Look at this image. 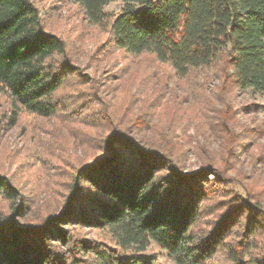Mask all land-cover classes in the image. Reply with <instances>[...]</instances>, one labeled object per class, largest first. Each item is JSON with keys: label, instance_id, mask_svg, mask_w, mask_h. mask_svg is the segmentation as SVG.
<instances>
[{"label": "trees", "instance_id": "1", "mask_svg": "<svg viewBox=\"0 0 264 264\" xmlns=\"http://www.w3.org/2000/svg\"><path fill=\"white\" fill-rule=\"evenodd\" d=\"M74 1L103 29L101 52L151 55L183 84L213 67L223 99L236 90L264 92V0ZM114 1L119 10H105ZM66 52L32 0H0V128L32 127L68 110L73 99L59 91L77 68ZM93 105L58 120L70 135L89 136L74 143L82 154L58 210L32 221L26 198L0 173V264H156L141 254L151 241L175 264H264V188L245 184L240 194L227 177L244 176L235 166L242 144L229 102L215 113L221 157L195 172L184 171L180 144L133 135L147 128L144 116L129 112L126 120ZM256 108L264 114V105ZM69 120L83 126L72 131ZM218 254L223 262L214 261Z\"/></svg>", "mask_w": 264, "mask_h": 264}, {"label": "rangeland", "instance_id": "2", "mask_svg": "<svg viewBox=\"0 0 264 264\" xmlns=\"http://www.w3.org/2000/svg\"><path fill=\"white\" fill-rule=\"evenodd\" d=\"M32 1L40 10L44 28L65 40L66 55L77 70L67 79L71 84L67 83L59 91L73 99L68 110L54 118L38 120L32 127L21 123L25 126L22 130L20 123L0 128V173L7 176L26 198L29 219L41 218L61 206L72 167L82 154L81 148H76L74 143L80 139L85 141L89 136L86 133L80 138L79 130L70 135L58 126L61 124L58 120L71 118L75 109L87 103L94 104L92 108L96 111L104 109L107 112L109 107L114 116L119 114L126 120L129 112L144 116L147 128L133 132V135L146 141L158 139L180 144L179 159L184 171L195 172L212 159L221 157L222 135L215 113L229 102L236 111L237 142L242 144L235 166L244 176L234 177L235 174L228 171L227 177L240 194H243L245 184H251L257 190L264 188V114L256 108V105H264V92L236 90L230 95L224 94L228 99H223L213 67L200 69L192 80L183 84L174 78L167 64H158L151 55L133 58L121 50L101 52L97 45L106 36L103 29L90 24L74 0ZM120 5L114 1L105 10L117 12ZM88 97L91 100L88 101ZM2 110L3 106L0 113ZM85 114L92 115V112L85 111ZM67 126H72L75 131L73 128L83 125L69 120ZM261 200L264 203V197ZM63 227L88 240L101 238V234L92 228L73 230L71 225ZM141 254L154 256L156 264H175L167 252L152 241ZM126 255L130 256V253ZM223 260L218 254L214 261Z\"/></svg>", "mask_w": 264, "mask_h": 264}]
</instances>
